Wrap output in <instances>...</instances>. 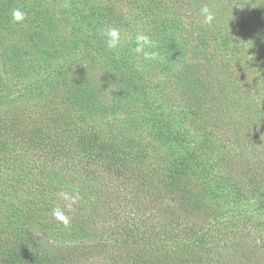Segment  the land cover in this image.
I'll use <instances>...</instances> for the list:
<instances>
[{
	"label": "trees",
	"instance_id": "trees-1",
	"mask_svg": "<svg viewBox=\"0 0 264 264\" xmlns=\"http://www.w3.org/2000/svg\"><path fill=\"white\" fill-rule=\"evenodd\" d=\"M64 1L0 0V264H264V0Z\"/></svg>",
	"mask_w": 264,
	"mask_h": 264
},
{
	"label": "clouds",
	"instance_id": "clouds-1",
	"mask_svg": "<svg viewBox=\"0 0 264 264\" xmlns=\"http://www.w3.org/2000/svg\"><path fill=\"white\" fill-rule=\"evenodd\" d=\"M200 16L202 17L204 24L211 25L216 20L215 12L207 4L201 7ZM11 17L14 22L22 23L26 18V13L19 8H16L12 10ZM103 36L105 37V46L110 51H119L126 43H134L135 47L131 50L137 55H142L145 60H155L158 56V53L154 51L157 47L156 42L152 40L150 36L142 32H138L135 35L134 40L129 39L128 41H125L120 29L109 27L104 30ZM58 195L64 201V205L63 207L57 206L53 208L51 210V215L65 227H68L71 223V218L68 213L74 210V206L78 201L75 196H72L69 193L60 192Z\"/></svg>",
	"mask_w": 264,
	"mask_h": 264
},
{
	"label": "rangeland",
	"instance_id": "rangeland-1",
	"mask_svg": "<svg viewBox=\"0 0 264 264\" xmlns=\"http://www.w3.org/2000/svg\"><path fill=\"white\" fill-rule=\"evenodd\" d=\"M51 2L54 6H56V8L66 7V2L64 0H51Z\"/></svg>",
	"mask_w": 264,
	"mask_h": 264
}]
</instances>
